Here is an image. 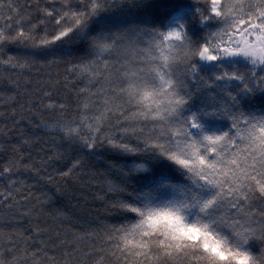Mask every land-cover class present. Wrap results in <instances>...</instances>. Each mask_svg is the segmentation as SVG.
<instances>
[{
  "label": "snow or ice",
  "instance_id": "obj_1",
  "mask_svg": "<svg viewBox=\"0 0 264 264\" xmlns=\"http://www.w3.org/2000/svg\"><path fill=\"white\" fill-rule=\"evenodd\" d=\"M39 13L37 38L0 0V21L17 25L0 27V43L27 41L42 57L0 64L57 66L17 120L37 119L76 149L61 176L84 166L80 152L110 157L93 175L112 223L57 229L55 243L31 219L0 228V264H264V0H52ZM61 79L66 95L53 98ZM21 85L8 80L18 91L4 102ZM30 143L0 163L13 225L44 214L43 200L23 204Z\"/></svg>",
  "mask_w": 264,
  "mask_h": 264
},
{
  "label": "trees",
  "instance_id": "obj_2",
  "mask_svg": "<svg viewBox=\"0 0 264 264\" xmlns=\"http://www.w3.org/2000/svg\"><path fill=\"white\" fill-rule=\"evenodd\" d=\"M13 2L20 9L21 16L27 17V22L22 26L27 29L29 25H35L34 34L39 38V34L45 31V28L39 24L42 19L39 9L47 7L52 3V0H13ZM0 27L15 31L17 25L14 22L9 25L7 22L0 21ZM34 52L35 50L27 41L0 43V60L7 59L9 56L41 60L42 57L35 55ZM56 71L57 66H53L51 69L40 68L39 74H37L36 69L21 72L11 65L0 64V132L7 131L6 138L0 135V163L8 160L12 155L11 145L31 138V143L25 145L22 151L28 156V160L25 162H31L35 171L21 169L22 174L19 179L24 180L28 185L22 195H27L28 192L32 194L23 204L27 208L35 206L39 209L41 205L37 201H44L42 208L44 214L39 215L38 218L35 214L31 218L25 216L21 224L15 225L8 221L16 210L8 209L4 204H0V228L12 226L28 228L31 219V222L41 229H46L42 238H46L49 243H55L57 229L63 231L67 227L76 231H88L103 223H112V220L109 219L110 209H107L105 201L100 199V196L105 193L101 192L100 185L95 182L98 180V176L93 175V173H99L105 169V163L110 157L105 155L102 149L91 156L80 152L79 155L83 158L84 166L75 169L72 176H61L60 173L67 168L72 159L76 158V149L74 147L69 149V145L64 144L57 133L39 127L37 119L17 120V117L27 115L21 111V106L27 107L25 102L28 99V92L36 88H50L48 81L56 79ZM17 77L22 81L21 90L25 94L23 96L15 95L14 102H4L3 98L9 93L18 91L4 85H7L8 80H14ZM25 78H28L27 83H23ZM70 88L71 85H69ZM52 92L53 98L56 95H66L62 79L60 84L52 89ZM59 102L58 100L57 103ZM13 108L17 109L14 115L11 111ZM44 115L47 118L49 113ZM60 152L64 155H55ZM3 183L6 181L0 180V184ZM38 193H47L49 199L38 196ZM56 212L63 213V216L60 219H55Z\"/></svg>",
  "mask_w": 264,
  "mask_h": 264
}]
</instances>
